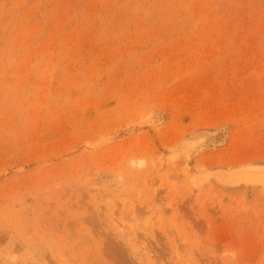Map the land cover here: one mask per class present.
<instances>
[{
  "label": "rangeland",
  "instance_id": "374dc122",
  "mask_svg": "<svg viewBox=\"0 0 264 264\" xmlns=\"http://www.w3.org/2000/svg\"><path fill=\"white\" fill-rule=\"evenodd\" d=\"M109 258L264 264V0H0V264Z\"/></svg>",
  "mask_w": 264,
  "mask_h": 264
},
{
  "label": "bare ground",
  "instance_id": "6f19581e",
  "mask_svg": "<svg viewBox=\"0 0 264 264\" xmlns=\"http://www.w3.org/2000/svg\"><path fill=\"white\" fill-rule=\"evenodd\" d=\"M52 144H54V143H52ZM136 172V171H135ZM131 173V172H130ZM132 175V174H131ZM135 176V175H134ZM74 221V220H73ZM75 222V221H74ZM88 222V221H87ZM76 223V222H75ZM75 223H74V225H75ZM78 224V223H77ZM60 225V224H59ZM61 226H62V224H61ZM63 227V226H62ZM72 227V226H71ZM71 231H73V230H70V232ZM77 233L79 234V232L77 231ZM71 234H73V233H71ZM83 235V234H82ZM74 236H75V234H74ZM86 237V236H85ZM69 238H71V235H70V237ZM78 238V237H77ZM87 238V237H86ZM73 239V238H72ZM82 239V238H81ZM89 241H90V239L89 238H87ZM85 240V239H84ZM95 240V239H94ZM93 240V241H94ZM89 241H87V242H89ZM78 242V241H77ZM77 242H76V244H77ZM102 242V241H101ZM100 244V243H99ZM78 245H80V244H78ZM77 245V246H78ZM101 245H102V243H101ZM76 246V245H75ZM119 246V245H118ZM123 246H126V245H123ZM128 246V245H127ZM95 247V246H94ZM118 247L116 246V249H117ZM102 249V248H101ZM125 249V248H124ZM128 249V248H127ZM136 249V248H135ZM122 250V249H121ZM118 251H119V249H118ZM118 251H117V256L120 254V253H118ZM124 251V250H123ZM142 251V250H141ZM147 251V250H146ZM149 251V250H148ZM125 252V251H124ZM127 252V251H126ZM138 252V251H137ZM101 254H102V251L100 252ZM115 253V252H114ZM121 253H123L122 251H121ZM147 253H149V254H152V253H150V251L149 252H147ZM96 254V253H95ZM94 254V255H95ZM98 254V253H97ZM113 254V253H112ZM124 254V253H123ZM130 254V253H129ZM91 255V254H90ZM103 256H105V258H106V255L105 254H102ZM120 255H122V254H120ZM125 255V254H124ZM124 255L121 257L122 259H123V257H124ZM127 255V254H126ZM146 255H148V254H146ZM89 256V255H88ZM130 256V255H129ZM95 257H97V256H95ZM100 257V256H99ZM99 257L97 258V259H99ZM113 256H111V258H112ZM149 257V256H148ZM113 258H115V256L113 257ZM118 258H119V256H118ZM144 258V257H143ZM177 258V257H176ZM86 259V258H85ZM88 259V258H87ZM87 259H86V261H87ZM101 259V258H100ZM140 259V258H139ZM171 259V258H170ZM93 260V259H92ZM107 260V262L109 263V264H115V263H110L109 261H111V259L109 258V259H106ZM109 260V261H108ZM132 260H134V259H132ZM148 260V259H147ZM154 260V259H153ZM157 260H158V258H157ZM172 260H173V258H172ZM95 261V260H94ZM102 261V260H101ZM123 261H125L126 262V260H125V258H124V260ZM130 261H131V259H130ZM141 261V260H140ZM144 261V260H143ZM155 261V260H154ZM153 261V262H154ZM184 261V260H183ZM93 262V261H92ZM114 262V261H113ZM128 262V261H127ZM133 262V261H132ZM161 262V261H160ZM94 263V262H93ZM139 263V262H138ZM150 263V262H149ZM155 263V262H154ZM175 263V262H174ZM117 264H119L118 262H117ZM128 264V263H127ZM129 264H131V263H129ZM137 264V263H136ZM148 264V263H147ZM151 264H152V262H151ZM155 264H157V262L155 263ZM160 264V263H159ZM162 264V263H161ZM173 264V263H172Z\"/></svg>",
  "mask_w": 264,
  "mask_h": 264
}]
</instances>
